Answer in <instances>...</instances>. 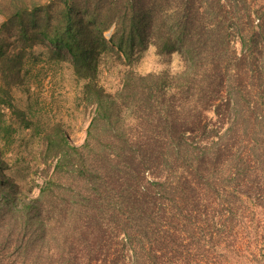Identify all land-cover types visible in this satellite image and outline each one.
<instances>
[{"label": "trees", "instance_id": "16d2710c", "mask_svg": "<svg viewBox=\"0 0 264 264\" xmlns=\"http://www.w3.org/2000/svg\"><path fill=\"white\" fill-rule=\"evenodd\" d=\"M0 15L30 46L70 56L93 114L80 146L57 130L47 136L55 162L36 199L20 207L0 186V258L264 259L263 0H0ZM149 44L178 52L186 69L127 71L114 95L98 86L100 56L129 59Z\"/></svg>", "mask_w": 264, "mask_h": 264}, {"label": "rangeland", "instance_id": "374dc122", "mask_svg": "<svg viewBox=\"0 0 264 264\" xmlns=\"http://www.w3.org/2000/svg\"><path fill=\"white\" fill-rule=\"evenodd\" d=\"M11 23L0 15V184L3 177L6 179L0 186L13 192L21 207L23 200L31 202L38 197L44 179L52 174L55 161L47 148V136L57 130L70 144L80 146L93 114L84 102L86 80L76 76L70 56L47 43L30 46L27 36L14 31L17 28ZM111 35L112 29L103 34L106 40ZM238 41L234 39L231 46L240 54ZM185 69V60L178 52L159 53L149 44L129 59L116 53L100 56L96 82L114 95L127 71L174 76ZM207 115L212 117L211 113ZM249 246V252L259 250L254 243ZM13 260L16 264V259L7 254L0 258V264ZM208 264H264V259L244 251L238 257H211Z\"/></svg>", "mask_w": 264, "mask_h": 264}]
</instances>
